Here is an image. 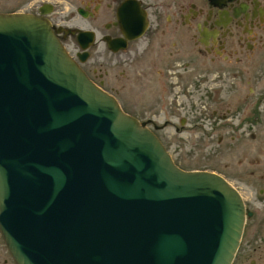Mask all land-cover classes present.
Here are the masks:
<instances>
[{"label":"water","instance_id":"95a60500","mask_svg":"<svg viewBox=\"0 0 264 264\" xmlns=\"http://www.w3.org/2000/svg\"><path fill=\"white\" fill-rule=\"evenodd\" d=\"M68 33L78 61L47 18L0 13V233L16 264H231L238 192L176 165L81 68L92 32Z\"/></svg>","mask_w":264,"mask_h":264},{"label":"flooded vegetation","instance_id":"af4514ba","mask_svg":"<svg viewBox=\"0 0 264 264\" xmlns=\"http://www.w3.org/2000/svg\"><path fill=\"white\" fill-rule=\"evenodd\" d=\"M15 12L47 18L63 45L69 35L76 40L65 31L92 32L91 47L101 43L111 70L114 61L124 65L127 80L156 73V101L163 103L157 110L179 109L177 89L189 97L192 118L213 127L206 136L219 130V154L231 175L219 174L242 200L231 264H264V0H0V13ZM108 41L116 43L111 48ZM84 62L81 68L104 88L102 74L92 77L96 69ZM147 122L167 148L160 131L170 121ZM0 264H16L1 233Z\"/></svg>","mask_w":264,"mask_h":264},{"label":"rangeland","instance_id":"374dc122","mask_svg":"<svg viewBox=\"0 0 264 264\" xmlns=\"http://www.w3.org/2000/svg\"><path fill=\"white\" fill-rule=\"evenodd\" d=\"M64 46L72 57H75V54L81 51L73 35L67 36ZM88 51L90 55L82 64L83 67L89 71L95 68L96 72H90V75L94 77V74H96L97 80H100L98 75L102 74V80L100 81L103 82L104 88L106 90L114 89L117 92L115 96L125 112L136 117L139 121L145 122L151 130H153L152 123H148V120L157 125H163L166 119L170 121L163 127L160 134L167 150L180 168L184 170H208L216 173L224 171L230 177L231 171L229 169L224 170V163L219 154L220 146L217 138L220 134L219 130L215 129L213 135L206 136V132L210 131L211 133L213 127L209 123L203 122L200 117L192 118L187 108L190 102L187 95L177 89L179 94L176 100L179 109L157 110V106L163 103L156 101L157 81H160L156 73H153L149 78L145 77V79L142 77V79L127 80L121 75L124 65H118L114 61L111 66L116 68L111 70L108 62L112 60V56L107 53L106 48L101 43L98 47L90 46ZM105 71H108V73H105ZM143 82L149 85L143 86ZM199 97H202V95L199 94ZM195 98H198L197 95ZM181 118L185 119L182 128H180ZM175 127H179V131L176 132Z\"/></svg>","mask_w":264,"mask_h":264},{"label":"bare ground","instance_id":"6f19581e","mask_svg":"<svg viewBox=\"0 0 264 264\" xmlns=\"http://www.w3.org/2000/svg\"><path fill=\"white\" fill-rule=\"evenodd\" d=\"M121 21V20H120ZM133 24V23H132ZM122 26V25H121ZM124 26V25H123ZM134 26H136V25H134ZM137 28V27H136ZM123 29V28H122ZM126 30V29H125ZM135 30H137V29H135ZM124 31V30H123ZM132 31V30H131ZM133 32V31H132ZM127 35V34H126ZM120 43V42H119Z\"/></svg>","mask_w":264,"mask_h":264}]
</instances>
